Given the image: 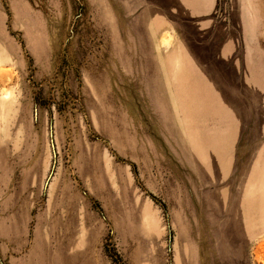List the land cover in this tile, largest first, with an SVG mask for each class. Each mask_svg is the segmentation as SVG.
I'll return each instance as SVG.
<instances>
[{
  "label": "rangeland",
  "instance_id": "obj_1",
  "mask_svg": "<svg viewBox=\"0 0 264 264\" xmlns=\"http://www.w3.org/2000/svg\"><path fill=\"white\" fill-rule=\"evenodd\" d=\"M129 2L0 0V264H264V165L194 184Z\"/></svg>",
  "mask_w": 264,
  "mask_h": 264
},
{
  "label": "crops",
  "instance_id": "obj_2",
  "mask_svg": "<svg viewBox=\"0 0 264 264\" xmlns=\"http://www.w3.org/2000/svg\"><path fill=\"white\" fill-rule=\"evenodd\" d=\"M138 3L154 87L170 106L162 127L172 153L204 193L237 199L244 154L241 184L264 165V0Z\"/></svg>",
  "mask_w": 264,
  "mask_h": 264
}]
</instances>
